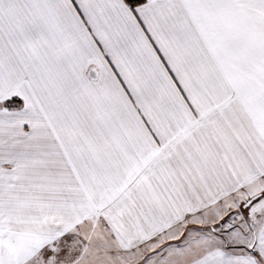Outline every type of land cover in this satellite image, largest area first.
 Wrapping results in <instances>:
<instances>
[{
    "label": "snow or ice",
    "instance_id": "snow-or-ice-1",
    "mask_svg": "<svg viewBox=\"0 0 264 264\" xmlns=\"http://www.w3.org/2000/svg\"><path fill=\"white\" fill-rule=\"evenodd\" d=\"M0 264H264V0H0Z\"/></svg>",
    "mask_w": 264,
    "mask_h": 264
}]
</instances>
